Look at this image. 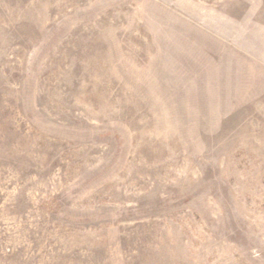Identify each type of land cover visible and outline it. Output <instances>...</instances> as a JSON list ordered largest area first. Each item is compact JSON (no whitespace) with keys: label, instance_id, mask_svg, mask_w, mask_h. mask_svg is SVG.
<instances>
[{"label":"rangeland","instance_id":"rangeland-1","mask_svg":"<svg viewBox=\"0 0 264 264\" xmlns=\"http://www.w3.org/2000/svg\"><path fill=\"white\" fill-rule=\"evenodd\" d=\"M0 264H264V0H0Z\"/></svg>","mask_w":264,"mask_h":264}]
</instances>
